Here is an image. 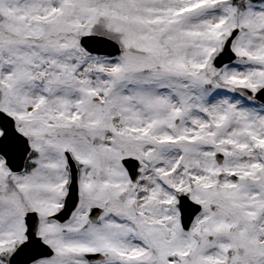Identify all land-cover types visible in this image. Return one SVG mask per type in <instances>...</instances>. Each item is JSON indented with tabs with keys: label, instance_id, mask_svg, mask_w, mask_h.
Listing matches in <instances>:
<instances>
[{
	"label": "snow or ice",
	"instance_id": "snow-or-ice-1",
	"mask_svg": "<svg viewBox=\"0 0 264 264\" xmlns=\"http://www.w3.org/2000/svg\"><path fill=\"white\" fill-rule=\"evenodd\" d=\"M0 264H264V0H0Z\"/></svg>",
	"mask_w": 264,
	"mask_h": 264
}]
</instances>
